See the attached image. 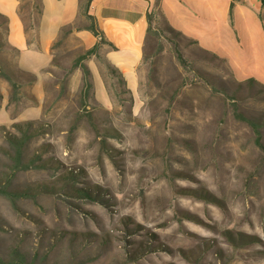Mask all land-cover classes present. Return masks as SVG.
Segmentation results:
<instances>
[{"label":"rangeland","instance_id":"obj_1","mask_svg":"<svg viewBox=\"0 0 264 264\" xmlns=\"http://www.w3.org/2000/svg\"><path fill=\"white\" fill-rule=\"evenodd\" d=\"M30 3L21 7L29 26ZM200 4L180 24L230 64L157 16L134 88L101 69L105 100L94 74L83 91L73 68L83 48L67 28L33 76L0 17V184L36 189L14 203L0 193V257L18 249L33 264H264V151L235 116L237 106L261 123L264 144V89L246 81L264 82L263 0H205V14ZM88 23L82 14L75 26Z\"/></svg>","mask_w":264,"mask_h":264},{"label":"crops","instance_id":"obj_2","mask_svg":"<svg viewBox=\"0 0 264 264\" xmlns=\"http://www.w3.org/2000/svg\"><path fill=\"white\" fill-rule=\"evenodd\" d=\"M26 1L0 0V17L6 20V40L10 47L18 51L20 68L33 76L50 65L53 44L60 37L64 26L73 27L69 36L77 38L83 50L96 44L99 38L85 25L75 26L82 15V6L89 5L88 13L93 16L104 40L98 53L90 56L87 65L95 76L96 88L105 100L109 96L101 75V69L105 67L101 58L117 67L128 87L134 88L138 84V69L148 36V14L159 12L172 27L191 37L179 19L193 16L191 5L195 0H31L30 4L35 5L40 12L37 11L33 28L29 30L21 9ZM201 2L202 13L205 14L208 6L205 0ZM195 15L200 20V14ZM261 18L264 25V14ZM196 40L200 45L199 40Z\"/></svg>","mask_w":264,"mask_h":264},{"label":"trees","instance_id":"obj_3","mask_svg":"<svg viewBox=\"0 0 264 264\" xmlns=\"http://www.w3.org/2000/svg\"><path fill=\"white\" fill-rule=\"evenodd\" d=\"M263 5H264V0H263ZM88 7H89L88 4H86L85 6H82V14L89 21V23L87 25H85V27H86V29L90 30L99 39H98V41L96 42V44L93 47L88 48V49H84L83 52H81L75 58V60H74L73 68L81 67V69L83 71V91L84 92L90 91L91 88L93 87V83H92V71L89 68V66L87 65V63L85 62V60L88 59V58H90V56H92L93 54L98 53L99 47H100L101 43L104 40L103 39V34L100 31V29L97 27L93 16H91L88 13ZM37 10H38V8H37ZM38 11L40 12V9ZM157 16L162 17V19L167 24L168 30L171 31V32H173L174 34H176L177 37H179V36L187 37L188 39H190L191 41H193L196 45H198L202 50L207 51L211 55H213L214 57H216L218 59L225 60L228 63V61H227L226 58L221 57V56H219V55H217V54H215V53H213V52H211L209 50L204 49L203 47H201L198 44V41L196 39L191 38V37H188V36H185V35H183V33L181 31L176 30L174 27H172L169 24V22L166 20V18L164 17V15L160 14L159 12H157V13L152 12V13H149L148 14V23H149L148 33L151 31V28H152L151 27V24H152L153 19L155 17H157ZM25 23H26V21H25ZM33 25L31 24L29 26V25L26 24L27 30H29L30 28H33ZM65 29H66L65 35H69L72 32L73 27L71 25H66V26H64L62 28V31L65 30ZM55 42H54V44H55ZM177 55H178L179 60L182 63H185V60H184L182 54L179 51H178ZM101 59H102V62L104 63V66H106L112 73H116V74L122 76L121 72L118 70L117 67H115L113 64H111L107 59H105V58H101ZM1 74L2 73H1V70H0V75ZM122 79L124 80L123 77H122ZM246 81L251 82L252 84L257 83V84L261 85V87H263V89H264V84L261 83L260 81H258L257 79L253 78V77L246 79ZM232 99H234V98H232ZM234 106H235V103H234ZM235 108H236L235 109L236 110L235 111V116L238 119L243 120V121L247 122L248 124H250V126L254 129L255 134H256V139H255L256 144L264 151V144L261 141V130H260L262 124L259 123V122H257L254 119H251V118L245 116L243 113L238 112L237 111V106ZM17 140H18V138L12 139V142L14 143V146H15V148H14L15 149L14 150L15 163L14 164H15V168H20V166L22 164L21 157H22V151H23V149H22V143H20L22 140L21 141H20V139L18 141ZM34 190H36V189L35 188H31V187H28V188L23 189V190H11V189L8 188V186H4V185L0 184V193L4 194L8 198H10V200L13 203L15 202L16 199H18L20 197L29 196V195L34 194ZM83 192H84L83 194L85 196L92 197L91 194L88 191H83ZM0 264H33V263L31 261H29L24 256V254L21 253L18 249H15L12 252V255L9 258L0 257Z\"/></svg>","mask_w":264,"mask_h":264}]
</instances>
